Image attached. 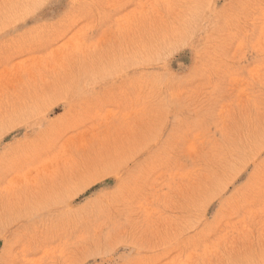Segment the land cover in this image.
Masks as SVG:
<instances>
[{"label": "rangeland", "instance_id": "374dc122", "mask_svg": "<svg viewBox=\"0 0 264 264\" xmlns=\"http://www.w3.org/2000/svg\"><path fill=\"white\" fill-rule=\"evenodd\" d=\"M0 264H264V0H0Z\"/></svg>", "mask_w": 264, "mask_h": 264}]
</instances>
